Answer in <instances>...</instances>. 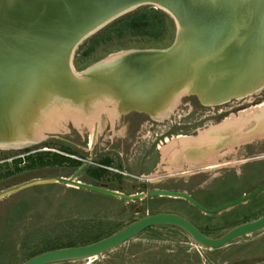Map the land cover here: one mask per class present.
I'll return each instance as SVG.
<instances>
[{
    "label": "rangeland",
    "instance_id": "1",
    "mask_svg": "<svg viewBox=\"0 0 264 264\" xmlns=\"http://www.w3.org/2000/svg\"><path fill=\"white\" fill-rule=\"evenodd\" d=\"M165 13L172 23H166L158 35L123 27L112 34L114 38L100 36L85 55L82 45L107 24L76 47L74 67L85 71L120 52L168 48L175 40L176 24ZM53 105L43 106L40 110L49 112L35 123L38 126L42 121L34 132L38 136L44 133V140L21 147H0V192L21 187L0 197V264H21L40 254L51 241L69 235L86 236L94 242L159 212L189 218L213 238L264 215V192L214 214L185 199L149 193L155 188L187 191L203 205L214 208L264 183V86L219 103H204L196 94L179 91L157 117L137 110L120 113L112 97H100L88 108L77 109L66 100ZM50 115L54 121L49 120ZM51 122L60 129L49 132ZM229 125H234L237 133L252 132L247 138L256 136L251 144L240 143L220 152L225 159L237 160L236 164L202 168L197 158L194 162L184 157L173 159L171 144L178 138ZM86 162L91 165L80 180L126 194L145 192L147 196L126 200L48 182L57 176H71ZM246 170L252 176H243ZM216 174L222 176L211 179ZM207 180L209 184L204 183ZM60 264H264V229L212 249L196 243L180 228L156 226L99 256Z\"/></svg>",
    "mask_w": 264,
    "mask_h": 264
},
{
    "label": "water",
    "instance_id": "2",
    "mask_svg": "<svg viewBox=\"0 0 264 264\" xmlns=\"http://www.w3.org/2000/svg\"><path fill=\"white\" fill-rule=\"evenodd\" d=\"M144 5L162 9L174 19L173 44L165 49L124 51L121 56L76 75L73 64L76 47L107 24ZM249 74H253L252 80L241 82ZM151 81L155 86L148 85ZM191 82L194 91L190 93L204 103H219L264 86V0H0L3 146L23 139L33 144L44 140L34 132L35 123L45 111L40 109L57 99L90 106L99 97L111 96L120 106L128 107L127 112L137 110L150 115L152 109L167 107L173 95L190 88ZM239 83L244 86L240 90L235 86L232 93L231 85ZM90 165L86 162L71 176H57L48 182L126 200L147 196L145 192L126 194L80 180ZM20 189L18 186L0 192V197ZM262 192L264 185L214 208L203 205L187 191L155 188L149 193L185 199L214 214ZM160 225L179 227L196 243L216 249L264 229V215L213 238L180 214L154 213L98 241L45 251L21 264H57L96 257Z\"/></svg>",
    "mask_w": 264,
    "mask_h": 264
},
{
    "label": "flooded vegetation",
    "instance_id": "3",
    "mask_svg": "<svg viewBox=\"0 0 264 264\" xmlns=\"http://www.w3.org/2000/svg\"><path fill=\"white\" fill-rule=\"evenodd\" d=\"M261 122L263 124L262 120H261ZM231 126L230 125L228 127L221 126L217 131H213L210 133H200V134L198 133L199 135H197V136H193V135L189 136L188 135L184 138H181V137L178 138V140H175L171 144V147L174 148V155L172 156L173 159L176 161V160H180V158L184 157L185 160H187V162H194L195 160H193V159L197 158L199 160V162L201 163L200 166H202V168H209L211 166H219L220 168H222L224 166H228V164H232V163L236 164L237 160L225 159V157H223V155H220L221 154L220 152L223 149H228V148L233 149L240 143L241 144H251L252 142L255 141L256 136H254L255 138H249V139L244 140L243 138L246 137L247 133H237L236 132L237 129L234 128V125L232 127ZM177 144L179 146L178 147L179 149L176 148ZM216 158H218V160H216ZM213 161H215V162H213ZM179 162H181V161H179ZM245 163H247V162H245ZM234 164L230 165V166L234 167L235 166ZM201 172H206V171L201 170ZM237 174H239V173H237ZM244 175L252 176L247 170L245 171L243 176ZM218 176H222V175L216 174L211 179H215ZM225 178L226 177H224L223 179H225ZM126 180H128V179H126ZM204 183L209 184L208 180L205 181ZM262 185H264V183H262L258 187H260ZM255 189H253V190H255ZM253 190H251V191H253ZM246 193H248V192H246ZM245 222H248V221H245ZM242 223H244V222H242Z\"/></svg>",
    "mask_w": 264,
    "mask_h": 264
},
{
    "label": "trees",
    "instance_id": "4",
    "mask_svg": "<svg viewBox=\"0 0 264 264\" xmlns=\"http://www.w3.org/2000/svg\"><path fill=\"white\" fill-rule=\"evenodd\" d=\"M150 10V11H147ZM166 23H172L170 17L160 9H154L150 6L142 7L132 13L125 14L116 20L112 21L106 28L100 31L98 34L94 35L82 46L86 49L84 50L85 55H89L91 49H93L92 43H94L100 36H107L108 39L114 38L112 34L116 31H122V28H128L130 31L139 32L141 34H159L163 32L164 25ZM152 31V32H151ZM83 49V48H82ZM45 146V145H44ZM161 227H176L173 225H160ZM154 228V227H151ZM179 228V227H176ZM150 229V228H149ZM109 236V235H108ZM107 237V236H106ZM100 240V239H99ZM98 241V240H95ZM94 241V242H95ZM92 243L86 236L83 238H77L69 235L66 239L60 238L58 241H51L46 248L39 253L45 251L71 247L80 246ZM45 249V250H44ZM37 253L33 254V256ZM32 256V257H33ZM60 264V263H57Z\"/></svg>",
    "mask_w": 264,
    "mask_h": 264
},
{
    "label": "bare ground",
    "instance_id": "5",
    "mask_svg": "<svg viewBox=\"0 0 264 264\" xmlns=\"http://www.w3.org/2000/svg\"><path fill=\"white\" fill-rule=\"evenodd\" d=\"M262 47V46H261ZM123 54V52H120V53H117L116 55H113V56H109L106 60H104L103 62L104 63H106V62H108L110 59H113V58H116V57H118V56H121ZM73 55L71 54V57H72ZM70 57V58H71ZM103 63V64H104ZM98 64H99V62H98ZM96 65V64H95ZM102 65V64H101ZM94 66V65H93ZM93 66H91L89 69H92L93 68ZM76 71H74L75 73H76V75H80V74H82L84 71H78L77 69H75ZM253 74H255V73H253ZM253 74H249V75H246V76H244V78H243V80L241 81V82H243L244 81V83H245V81H246V83L247 82H249V81H251L252 80V75ZM192 81H193V79H192ZM244 83H242V84H237V85H234V84H232L231 85V92L233 93V89L235 88V86H236V88L235 89H239V88H241V87H243L244 86ZM148 85H151V86H155V82H153V81H151V82H149L148 83ZM192 87V88H191ZM194 86H193V84H192V82H191V84H190V88H184V89H182V90H180V92H182V91H185V92H190V91H194ZM234 89V90H235ZM261 89V88H260ZM240 90V89H239ZM257 90H259V89H257ZM176 94H178V92L176 93ZM176 94H174L173 95V98H172V100L174 99V96L176 95ZM102 97H108V96H102ZM111 97V96H110ZM100 98V97H99ZM114 98V97H113ZM138 98H140L139 96L138 97H136V98H134L133 100H137ZM98 99V98H97ZM115 99V98H114ZM64 100H66V101H69V102H71V104H72V106H74L75 108H79V107H81V108H84V107H82V106H84V104H78V105H76V104H74L71 100H68V99H64ZM64 100L62 99H57L55 102H53L52 104H54L53 106H57L58 104H62V102H64ZM117 100V99H116ZM117 102H118V100H117ZM203 102H204V100H203ZM118 104H119V102H118ZM165 105H168V103L167 104H165ZM52 106V107H53ZM88 108L89 106H85V108ZM145 109V108H144ZM152 109V108H151ZM163 108H156V109H152L151 111H149V113L153 116V117H157L156 115H158V112L159 111H161ZM49 109H47V110H45L44 112H42L41 113V118H42V120H43V115H44V113H47V111H48ZM129 109H128V107L127 108H125V107H122V106H120V104H119V108H118V111L121 113V111H124L125 113L128 111ZM74 111V110H73ZM81 111V110H80ZM148 111V110H147ZM49 112V111H48ZM109 112H110V110H109ZM118 112V113H119ZM263 112V111H262ZM73 114V113H72ZM263 114H264V112H263ZM162 117V116H161ZM165 117V116H164ZM163 117V118H164ZM54 117L53 116H51L50 115V118H49V120L51 121L52 119H53ZM263 119H264V117H263ZM76 119H74V121H75ZM52 121H54V120H52ZM259 122H261L260 120H258ZM76 123V122H75ZM79 123H80V121H79ZM262 123V122H261ZM41 124H42V122L40 121L39 123H38V126H35V129L34 130H36V128H39L40 126H41ZM51 126L49 127V128H47L48 130H49V132H55V131H58V129H60V128H57V127H55V125L51 122ZM88 124V123H87ZM47 130V131H48ZM247 134H246V137H244L243 139L245 140V139H249V138H247V137H249V135L252 133V132H246ZM258 133V132H257ZM42 135V136H41ZM41 135H39L38 136V138L39 139H44L45 137H46V135H44V133H42ZM262 135H264V134H262ZM258 136V135H257ZM24 140V139H23ZM21 141L20 143H14V142H11V143H8V142H6L4 145H6V146H3V144H1L0 143V147H21V146H25V145H28V144H33V142H30L31 140H28V141ZM39 141V140H38ZM1 142V141H0ZM215 157V156H214ZM92 258V257H91Z\"/></svg>",
    "mask_w": 264,
    "mask_h": 264
}]
</instances>
